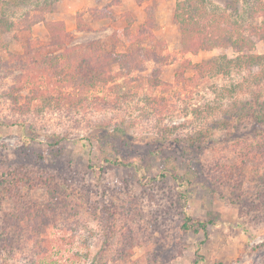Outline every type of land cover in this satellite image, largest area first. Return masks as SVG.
<instances>
[{"label": "rangeland", "instance_id": "rangeland-1", "mask_svg": "<svg viewBox=\"0 0 264 264\" xmlns=\"http://www.w3.org/2000/svg\"><path fill=\"white\" fill-rule=\"evenodd\" d=\"M53 1L0 0V179L9 187L11 168L30 177L20 196L2 190L12 241L0 264H264V123L233 105L264 88H239L245 68L189 64L238 53L184 52L180 0ZM254 2L207 4L264 54ZM43 19L67 32L53 39ZM92 43L130 54L129 66L82 88L61 54ZM185 214L213 222L185 230Z\"/></svg>", "mask_w": 264, "mask_h": 264}, {"label": "trees", "instance_id": "trees-1", "mask_svg": "<svg viewBox=\"0 0 264 264\" xmlns=\"http://www.w3.org/2000/svg\"><path fill=\"white\" fill-rule=\"evenodd\" d=\"M55 1L46 0L44 10H52V4ZM208 0H180L177 2L173 19L179 24L181 29V43L184 52H190L197 54L200 50H210L215 47L232 48L238 53L234 58H229L226 54L221 55L219 58H213L200 63L189 64L199 69L201 72H218L223 74H231L233 70L238 73L242 68L249 71V75L245 76L243 81L238 84L239 88L244 86V82L252 79L255 88H264V54L253 52L256 44L254 34L248 35L241 30L242 25H238L237 21L230 22L229 18L225 14H221L217 9H212L207 4ZM255 12L264 10V0H255ZM209 8V9H208ZM104 13H99V16L103 17ZM45 27L49 31L53 39L62 36L66 31V24L64 21H48L42 20ZM39 22V21H36ZM227 25L231 27L227 28ZM87 27V23L79 24V28L83 29ZM140 34L144 32L140 31ZM149 36L154 37L152 29ZM73 48L67 52L61 54L66 58L65 63L68 69H77L75 73H72L76 80L77 85H82V88L92 87L99 83H107L108 77L106 76V70L113 64L126 65L130 54L124 53H109L104 50L103 47L97 46L95 43L90 44L89 49ZM74 58V59H73ZM73 59V60H72ZM254 67H257V71L254 72ZM156 78H149L147 81L150 83L160 84L161 81H156ZM257 89L254 90V93ZM256 94V93H255ZM255 101L253 99H245L235 102L234 106L238 107V112H244V115L251 117L256 123H264V99H261V95H256ZM261 99V101H260ZM120 165H131L130 162L117 161ZM11 185L9 187H3L6 184L5 179H0V204L5 198L3 189L5 188L11 194L16 191L20 196L16 188L21 182H26L30 178L28 174H20L19 171L15 172L14 168H11ZM43 184H48L50 177H42L38 179ZM213 220H197L193 219L190 215L185 214L182 223V228L185 230H193L199 232L200 230L206 232L207 226ZM8 224V222L6 223ZM8 225H0V246L4 247V250L11 246V234H9ZM6 231V233H5Z\"/></svg>", "mask_w": 264, "mask_h": 264}]
</instances>
